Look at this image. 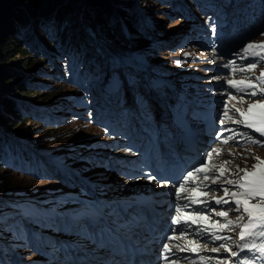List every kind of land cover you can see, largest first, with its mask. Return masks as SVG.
<instances>
[{"label":"rangeland","instance_id":"obj_1","mask_svg":"<svg viewBox=\"0 0 264 264\" xmlns=\"http://www.w3.org/2000/svg\"><path fill=\"white\" fill-rule=\"evenodd\" d=\"M249 1L254 2V6L258 7L255 8L256 13L254 14L256 28H252L248 36H251L250 40L261 41L264 37L259 34L262 31L264 35V1L259 0L258 3L255 0ZM78 2L88 16L90 27L96 30L95 27L97 25L94 21L99 15L96 5L88 4L86 0H78ZM141 3L143 4L142 7H146L150 14V19L146 20V24L151 28L150 35L158 45L157 49H152L150 52L148 51L150 47L147 46V54L151 55V58L145 68H129V71H135L141 77L140 85L137 86L136 84L138 95L143 94V91L147 90L145 79L148 71L152 69L162 68L163 71L171 73L168 80L173 87L167 90L166 87L163 88L166 96L172 92L178 93L181 90L180 87L184 84L180 74H186V77L194 78L197 81L212 80V72L208 69L209 63L205 40H208L211 36L222 34L221 31L223 30H228V24L232 26L235 23H240L238 21L240 10L241 13L243 11L241 0H141ZM169 14H171L172 18ZM156 19H159L161 24L151 27V23L156 22ZM79 23V19H75L70 25L69 39L77 45L74 52V60H69L68 55L63 51L54 59L55 70L52 73L57 82L60 79H65V81L69 84H74V86H64L65 88L61 91L63 94L59 93L60 95H57V93L47 102L41 100V102L34 105L43 107L51 103L54 109L39 111L41 108H36L37 112L34 114L38 116L39 114L41 116L48 115L56 121L63 118L64 120L59 121L60 124L57 128L47 124L44 131H40V127L31 122L35 136L32 141L27 143L31 148L35 144L40 145V148H43L45 153L42 154V150L33 148L39 159L31 161L30 168L24 167L21 170L27 177H15L14 180V182L22 184L23 189H28L30 193H34L33 197L44 196V194L49 195L47 191L51 189L53 191V188L67 187L72 182L71 178H74L78 186L85 190L87 196H94V192H97L98 188L102 186L99 182L105 184L110 179L115 178L113 175H116L119 169L128 162L126 145L130 137L134 110L127 83L123 84L124 89L120 93L111 95V102H107L108 104L103 102L105 85L111 74L109 69L100 67L101 56L105 51L101 49L98 52L85 37H83L85 40L80 46L77 41L78 36L84 34V30H88L86 27L83 28L81 23L79 25ZM79 26H81L83 33L79 32ZM99 38L102 41L104 40L101 34ZM101 46L104 48L103 44ZM182 46L188 47L187 50L184 51ZM78 49L81 52L88 51L90 54L84 59L81 66L76 63L77 53L80 51ZM259 53L264 55V49L260 48ZM260 55L253 63L245 62V65L255 74L258 81H260L258 75L264 73V59H260ZM184 60L186 64L180 66L179 62H184ZM252 64H255V67H251ZM23 68L22 63L18 62L17 69L24 70ZM172 68L174 70H170ZM103 69L106 72L108 70V72L106 78L104 77V81L99 82L98 78L95 77L105 72ZM115 69L119 74L122 72L120 67H115ZM75 72L77 76H73ZM199 75H201L200 78ZM73 88H77L75 92L80 98L69 100L66 96L74 92ZM262 89L264 88H261V86L257 88L255 97L264 98ZM6 92L7 90L0 86V93L7 94ZM148 104H150V109L154 106L153 102ZM74 105H76L75 108H73ZM54 131L63 134L57 142L52 139ZM48 132H53L50 134V139H48ZM74 147H80L82 151L76 155L72 149ZM261 154L264 155V144H262ZM68 156H74L75 165L68 163V160H70ZM63 157L66 158L64 159ZM111 159L115 162L112 168L109 165L107 167L104 162ZM61 168H64V170ZM77 168H80V173H76ZM226 170L228 171L226 172V178H231V175L240 172V169L234 164H231ZM215 177L216 179L219 178L217 175H214ZM11 201L18 203L19 201L25 202L27 200H25V197H20L11 199ZM251 202L264 207V200L258 196L251 199ZM229 209L237 211L234 200L230 201V205L225 210ZM241 211L242 206L239 209V212ZM9 212L11 211L9 210L7 213ZM246 216L247 213L238 217L235 228L230 234L231 237L220 236L218 233L221 229L219 228L216 229V232L202 227L197 228L193 232L189 230L188 233L191 237L199 243L196 248L200 250L202 256L200 258L187 256L185 262L194 264L202 261L205 264H218V262L221 264L222 261L230 259L231 251L234 249L235 244V232L239 229L238 223L242 218L243 221ZM11 221L6 222L4 226L7 228L8 224L13 227V230L4 229V232L0 235L1 264H61L62 256L58 255L54 258V253L61 254V244H50L49 242L46 243L47 245L49 244V249H45V241L42 240L39 243L35 236L14 238L12 236V233L15 234L16 231L14 227L19 230H21V227H19L17 220L12 219ZM44 224H46V227H50L52 219H48ZM231 227L232 224L229 230ZM71 228L72 221L66 219L59 222V232L57 234L60 237L64 236L62 242L71 243L70 234L72 232L68 231ZM60 229H63L64 232H60ZM214 236L219 237V239H215ZM221 245H224V248H220ZM215 247H219L220 250L215 252L207 251L215 249Z\"/></svg>","mask_w":264,"mask_h":264},{"label":"trees","instance_id":"obj_2","mask_svg":"<svg viewBox=\"0 0 264 264\" xmlns=\"http://www.w3.org/2000/svg\"><path fill=\"white\" fill-rule=\"evenodd\" d=\"M86 3L96 5L101 33L110 44L121 52L145 56V46L153 43L137 34L141 27V0H86ZM75 19L86 27L88 31L84 33L91 42L96 43L78 0H0V86L7 90V94L0 93V196L29 193L22 184L14 182L15 177H24L9 167L15 157V146L7 134L32 141L35 132L31 122L44 131L47 121L34 114L32 105L63 94V82L52 76V60L62 51L72 53L69 34ZM80 27L79 32L83 33ZM18 62L24 70L17 69ZM52 133L48 132V139ZM61 136L54 131L56 142ZM5 207L0 201V209Z\"/></svg>","mask_w":264,"mask_h":264},{"label":"snow or ice","instance_id":"obj_3","mask_svg":"<svg viewBox=\"0 0 264 264\" xmlns=\"http://www.w3.org/2000/svg\"><path fill=\"white\" fill-rule=\"evenodd\" d=\"M250 48H261L264 49V44H260V45H248L245 48V52L248 51V49ZM253 55H260V53H252ZM260 59H264V55H260ZM251 67H255V64H252ZM261 78H264V73H261ZM230 84H233L234 87H237L238 91H245L246 88H242L239 87L238 84L234 83L233 81H229ZM239 84H243V82H239ZM262 91H264V89H262ZM252 95H255L256 93L253 92L251 93ZM259 105H249V112H251L252 108L257 107ZM237 112H240L239 109H235ZM227 112H225V116H227ZM240 115L242 117L245 116V114L243 112H240ZM230 119V117H229ZM236 123H243L245 124L246 127L248 128H254L256 132H259L261 134V136H264V127L262 126H257L254 122H250L247 118L245 119H241V120H237L235 121ZM234 136L236 135L235 133L233 134ZM249 139L251 140V137H249ZM225 143H227V140L224 141ZM252 143H259L260 141L258 140H251ZM211 157H209L210 159ZM257 160H259V157L256 158ZM227 163V162H226ZM261 164H264V161H261L260 163L253 165V171L251 173H249L246 169H240V171L244 172V175L241 176L239 178V180L237 181H233V180H227L226 182L228 184H234L236 187H238L239 189H241L239 192H233L231 193V199L234 200L236 206H237V211H239L240 207L243 206L244 212L247 213L248 215V223L249 225H252L254 223V214L253 212L250 210V206L248 204V201L253 199L254 197H260L262 200H264V171L259 172V180L253 179L256 178L258 176V170L261 169ZM223 167V166H222ZM201 171H205V168H199L197 169V172H201ZM222 175V172L220 173ZM193 174L189 173V178H192ZM205 179L207 180L208 177L205 176ZM211 183L215 184L218 183L217 179H213L211 180ZM183 188V186H182ZM224 192L227 195L228 193V189L224 188ZM189 199H192V201L195 202H202V201H197L195 200L193 197H189ZM217 203H224L227 204L229 203L228 199H224L223 197L219 198L216 200ZM251 207H261V205H253ZM217 216H227L226 212H219L216 214ZM196 221L193 220V223H195ZM260 226L261 228H264V216H262L260 218ZM228 225L233 224V221H227ZM219 227H224L223 225H220ZM252 234H256V235H260V236H264V230L259 231L257 233H252L251 231L249 232V235ZM215 239H219V237H215ZM240 238L243 240L245 238V233L243 231V228L241 229L240 232ZM255 247V245L253 246ZM220 248H224V245H221ZM195 250V249H193ZM220 249H212V251H219ZM260 253L262 255H264V244H261L259 246ZM232 255H236L235 252L232 253ZM218 264H220V262H218Z\"/></svg>","mask_w":264,"mask_h":264},{"label":"bare ground","instance_id":"obj_4","mask_svg":"<svg viewBox=\"0 0 264 264\" xmlns=\"http://www.w3.org/2000/svg\"><path fill=\"white\" fill-rule=\"evenodd\" d=\"M129 50V49H128ZM132 50V49H131ZM124 52V50H123ZM134 53V52H133ZM135 54V53H134ZM137 55V54H136ZM151 56V55H150ZM180 103V102H179ZM257 107H254L253 111L251 112V114L256 118V119H261L263 122H264V105L261 104V103H257ZM261 161H264V160H261ZM260 161V162H261ZM261 167H264V164H261ZM255 179V178H253ZM253 205H257V204H251V206ZM250 206V205H249ZM250 206V210L253 212L254 214V223L250 226L249 230L252 231V233H257L259 231H262L264 230V228H261L260 226V218L262 216H264V209L261 208V207H251ZM249 220V219H248ZM241 231V229H240ZM255 235V241H259L260 239H263V236H260V235ZM227 245V244H226ZM238 248V246H236ZM234 250L231 251V258L234 257V255H232L233 252L236 251V248ZM222 255V254H221ZM222 256H225V255H222Z\"/></svg>","mask_w":264,"mask_h":264}]
</instances>
